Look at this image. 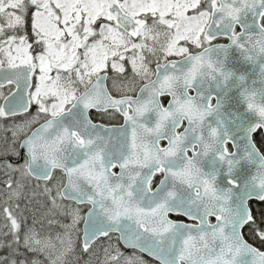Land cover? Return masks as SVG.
Here are the masks:
<instances>
[{
    "label": "snow or ice",
    "instance_id": "1",
    "mask_svg": "<svg viewBox=\"0 0 264 264\" xmlns=\"http://www.w3.org/2000/svg\"><path fill=\"white\" fill-rule=\"evenodd\" d=\"M0 264H264V0H0Z\"/></svg>",
    "mask_w": 264,
    "mask_h": 264
}]
</instances>
